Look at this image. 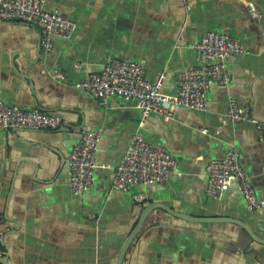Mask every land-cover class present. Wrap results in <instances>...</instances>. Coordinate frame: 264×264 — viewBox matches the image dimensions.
Instances as JSON below:
<instances>
[{"label": "crops", "instance_id": "crops-1", "mask_svg": "<svg viewBox=\"0 0 264 264\" xmlns=\"http://www.w3.org/2000/svg\"><path fill=\"white\" fill-rule=\"evenodd\" d=\"M44 7L77 23L70 40L53 39L50 53L36 27L0 22V101L62 118L56 130L0 132V256L8 264H117L142 218L123 264H264V244L217 220L240 221L264 240V0H45ZM206 32L229 35L243 52L225 61L231 80L209 88L205 112L143 117L136 100L103 104L74 86L119 59L140 63L148 81L173 95L179 75L199 64L193 46ZM231 99L258 126L228 123ZM86 131H101L95 182L73 195L65 158ZM136 131L177 159L175 174L162 185L111 190ZM229 148L260 202L252 212L234 185L221 200L205 193L207 163Z\"/></svg>", "mask_w": 264, "mask_h": 264}, {"label": "built area", "instance_id": "built-area-1", "mask_svg": "<svg viewBox=\"0 0 264 264\" xmlns=\"http://www.w3.org/2000/svg\"><path fill=\"white\" fill-rule=\"evenodd\" d=\"M44 6L45 0H0V22L17 21L36 27L41 36L40 48L46 54L53 49L54 38L70 40L77 31V23L57 12L46 11ZM193 48L199 64L179 75L173 95L162 93L159 82L148 81L140 63L119 59L109 60L101 72L86 75L74 86L97 97L103 104L114 96L125 101L136 100L143 117L154 113L170 120L175 108L205 112L209 88L226 86L231 80L225 61L242 54L243 50L236 39L215 32L204 33ZM54 77L59 78V73L55 72ZM164 104H169V107ZM224 117L232 124L258 123L249 108L240 106L235 99L229 100ZM61 124L60 116L38 109L23 110L0 101V132L10 129L56 130ZM100 138L101 131L81 133L65 158L68 187L73 195H80L94 185L95 153ZM176 168L177 159L165 146L150 143L141 131H136L115 167L110 188L126 193L138 185H162L175 174ZM205 173V193L208 197L221 200L234 185L249 212L260 206L235 148L227 149L220 159L210 160ZM140 200L137 198V201Z\"/></svg>", "mask_w": 264, "mask_h": 264}, {"label": "water", "instance_id": "water-1", "mask_svg": "<svg viewBox=\"0 0 264 264\" xmlns=\"http://www.w3.org/2000/svg\"><path fill=\"white\" fill-rule=\"evenodd\" d=\"M164 106L168 108L169 104H164ZM14 130L15 131H19L21 129H14ZM39 131H41V130H39ZM180 218H183V219L185 218L186 220H195L193 218H189V217H186V216H183V215H180ZM197 220H199V219H197ZM217 220L225 221V222H231V223H234V224H237V225L241 226L244 229V231L247 233V235L254 242L259 243V244H264V240H262L258 236H256L244 223H242L240 221H237V220L228 219V218H217ZM141 222H142V218L138 221V224H137L136 228L133 230V232L130 234V236L127 238V240L124 242V244H123V246H122V248L120 250L119 256H118L117 264H123L124 255H125L128 247L130 246V244L134 240L138 230L140 229ZM0 264H8L6 256H0Z\"/></svg>", "mask_w": 264, "mask_h": 264}]
</instances>
